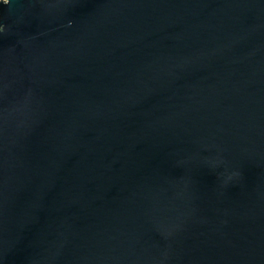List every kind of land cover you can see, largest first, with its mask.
<instances>
[{
	"label": "water",
	"instance_id": "water-1",
	"mask_svg": "<svg viewBox=\"0 0 264 264\" xmlns=\"http://www.w3.org/2000/svg\"><path fill=\"white\" fill-rule=\"evenodd\" d=\"M0 264H264V0H0Z\"/></svg>",
	"mask_w": 264,
	"mask_h": 264
}]
</instances>
